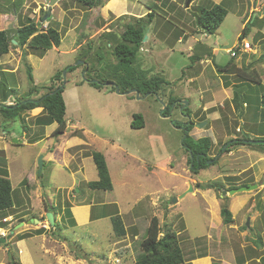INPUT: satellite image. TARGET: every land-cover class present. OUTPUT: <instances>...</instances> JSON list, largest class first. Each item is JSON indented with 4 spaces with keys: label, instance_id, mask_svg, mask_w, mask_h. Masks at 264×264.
<instances>
[{
    "label": "rangeland",
    "instance_id": "obj_1",
    "mask_svg": "<svg viewBox=\"0 0 264 264\" xmlns=\"http://www.w3.org/2000/svg\"><path fill=\"white\" fill-rule=\"evenodd\" d=\"M185 1L107 0L102 8L89 10L72 0H58L52 7L50 17L42 23L41 19L46 12L44 0H0V31H9L14 35L21 23L30 18L41 24L38 26L39 30H45L49 26L58 30L61 35L60 46L41 55L33 54L27 49L10 47L8 54L0 57V87L5 85L2 88L7 93L13 90L5 104L12 105L8 103H14L13 100L17 98L29 100L26 94L30 84L22 59L23 54H26L38 91L30 97L38 98L46 93L47 87L59 85L62 81V97L66 107V128L63 133H56V124L46 127L34 124L42 112L40 108L25 111L15 121H6L0 113V141L6 142L4 157H0V175H7L8 169L13 187L11 214H16L15 218L23 215V220L26 215L37 217L44 211V204L49 211L54 207L56 215L62 217L59 221L56 220L62 227V231L58 233L65 237L74 250L77 249V253L84 252L87 256L95 253L96 255L91 256L98 260L99 255L103 254L102 249L106 250L108 246L110 235L115 237L111 218L92 220L73 231L69 229L71 218L64 210L71 213L69 201L74 197L79 202L91 203L92 206L103 202L110 205L92 207V217L110 216L116 209L123 214L131 212L136 215V257L141 254L140 244L146 237L147 223L153 216L159 219L162 230L163 225H166L172 232L180 233L178 240L182 245V254L187 256L192 246L190 240L201 243L204 242L205 238L202 237L207 231L217 235L219 230L223 234L228 229V226L217 227V220L222 222L220 213L213 215L215 209L203 205L202 198L193 191L197 184L206 185L218 180L226 183V178L229 177L232 182H227L226 185L238 188L242 184V187L257 186L256 181L258 186L248 193L254 194L252 198L255 201L261 200L264 206V187H261L264 186V161H257L264 156V145L228 147L226 144L230 140L244 137L256 139V142L264 141V117H259V111L256 112L257 96L264 88V34L258 30L263 21L259 19L260 12L256 11L262 10L264 0H193L188 8H185ZM254 3L256 5L252 8ZM220 4L227 11L223 22L214 33L203 32L197 25L194 14L198 16L202 9L208 10L213 5ZM148 12L153 13V20L146 29L147 39L144 41V35L141 50L137 52L131 69L135 75L139 73L137 76L144 73L140 76L141 82H162L153 95L139 92L136 86L124 90L127 83L118 79L124 70L129 73L130 70L124 68V65L117 66L118 60L112 53L115 43L111 48L107 45V35L101 37L103 33L111 32L119 38L125 30V24L133 21V16H142ZM245 20L246 23L249 22L250 31L243 40L250 44L251 51L243 53L238 52L237 48L242 43L239 36ZM227 50L235 51V58H231ZM247 53L249 56L245 61L244 54ZM192 54H197L201 60L188 69ZM255 60L253 65L260 74L261 85H244V97L240 98V102L245 100L246 105L242 108L244 114L240 119L235 110L241 112L239 102L236 103L238 100L233 104L227 101V97L238 96L239 89L229 86L235 75L224 72L222 78L215 70L228 62L241 66L243 61L247 63ZM69 66L75 67L74 70L67 72L66 68ZM91 69L95 72L91 73ZM116 70L118 72L114 76ZM56 76L59 79L52 82L51 78ZM187 76L199 79L196 83L188 84L185 82ZM101 80H107L105 85L113 84L114 89L109 85L97 89L87 82ZM224 81L229 87L226 88ZM130 90H136L137 94H127ZM170 93L180 100L181 105L179 103L180 106L174 108L173 104L166 112L164 108ZM198 99L199 104H196ZM208 100L211 107L203 111L204 102ZM188 113L191 115L189 120L184 117ZM134 115L142 117V128L130 126ZM188 121L194 123L189 135L194 139L209 137L212 143L209 157L218 158L216 164L208 165L196 174L192 172L191 165H188L190 155L182 145L184 132L181 128ZM199 123L204 125L198 128ZM66 138L70 139V145L65 146ZM34 141L36 144L32 143ZM63 148L73 157L68 165L60 155ZM219 149L229 151L221 154L218 153ZM50 151H53L52 155ZM79 152V156L88 158H75ZM93 152H99L105 158L111 191L91 190L85 185L84 181H92L96 174L91 158ZM39 157H42V170L38 175ZM70 183H74L73 190L67 191ZM189 185L192 187L191 192L188 191ZM216 197L219 199L217 193ZM224 197L226 203L219 199L220 208H228V195ZM174 199L177 200L176 203L173 202ZM245 211L246 208L235 217L239 229L232 235L235 237L232 242L234 251L240 244H247L248 247L255 245L258 248L262 240L259 239V234L262 226L264 230V210H253L250 213ZM255 216L257 217L254 218ZM40 219L46 226V229H40L53 232L44 215ZM72 219L78 221L75 215ZM31 225L25 222L15 231H22L25 227L31 228L32 232L37 231ZM35 225L39 227V223ZM0 226L4 227V224ZM249 226L254 228L250 230ZM13 231L8 233L9 237L13 236ZM244 231L247 232L246 235L241 234ZM94 233L98 241L91 236ZM24 238L35 264H55L56 257L53 254H61L70 247L67 244L65 246L62 240L58 244L47 245L52 240L47 239L44 245L52 247V254L42 257L34 246L30 247L32 241L28 236ZM72 242H78L76 245L81 248L74 247ZM220 245L226 250L225 244ZM4 246L0 244V262L10 264L11 256L18 260L17 250L8 243L5 248L10 246V252L4 254L1 251ZM206 247L203 244L196 251L201 252ZM242 259L241 251L236 260L240 262Z\"/></svg>",
    "mask_w": 264,
    "mask_h": 264
},
{
    "label": "trees",
    "instance_id": "obj_2",
    "mask_svg": "<svg viewBox=\"0 0 264 264\" xmlns=\"http://www.w3.org/2000/svg\"><path fill=\"white\" fill-rule=\"evenodd\" d=\"M74 2H77V4H80L82 7L91 9L96 8H102L107 0H72ZM16 9V8H15ZM16 11V10H15ZM45 14V13H44ZM227 15L226 9L220 4V5H213L210 9L205 10L202 9L201 13L198 15L199 19V28L204 29L202 30L205 33L212 34L215 32V30L221 25L224 18ZM122 17V16H121ZM120 18V17H119ZM118 18V19H119ZM153 20V13L148 12L142 17L135 18L133 17V21L131 23L125 24V30L124 32L119 36V38L116 37V34L114 33H103V35H107L108 38L107 45H109L112 48L113 43L114 46L112 48L113 55L117 58V66L124 65V68H129L130 73L127 72L128 70H124L123 74H121V79L127 83L124 87V90L127 91L133 87L136 86V89L139 92H149L152 93V95L158 90L159 85L162 84V82L159 80L158 82H155L154 80H142L140 79V76L144 73H141V75L137 76L134 74V70L131 69V64H133V60L141 48L142 39L144 35L146 34V29L148 26L152 23ZM249 22L245 23L242 28V33L239 36L241 41L246 37L247 33L250 31V28L248 27ZM39 23H35L30 18L26 19L25 23H21V25L15 30V34L11 35L9 31H0V57L3 55L8 54L10 47L11 48H18V49H27L30 50L33 54H42L54 47H59L61 43V35L58 30L47 26L45 30H39L38 28ZM13 40L16 42V44H13ZM26 50V51H27ZM25 51V52H26ZM246 57H248V54H244ZM26 54H23V61L25 66V73L28 83L30 84V89L27 92L26 96L29 97V100L19 99L17 98L14 100V103L12 105H6L5 102L11 97V92L13 90H9L10 93H7L5 89L2 87H5V85H2L0 87V113L2 114V117L7 121H15L18 116L21 118V115L25 111H31L35 108H41L42 112L40 115H38L34 122V124L37 125H43V126H50L52 124H56V133H63L66 128V120H65V103L62 97V92L64 91V87L60 88L62 81L59 83V85H50L46 93L42 94L38 98H31L33 94L36 95L38 93L37 86L34 84V79L32 75V68L26 61ZM234 58V57H233ZM201 60L200 56L197 54H192L190 57V64L187 66V68H191L193 65L198 63ZM260 61V60H259ZM256 62H250L249 64L245 65L243 64L241 68H236L234 64H231V62H228L225 66L217 67L219 71H227V73H232L233 76L235 75V85L234 87L238 88V96L234 95V101L238 100L236 103L239 102V109L241 112L237 111L238 116L240 119H242V114H244V111L242 108L246 105L245 100H241L240 98L244 97V85L247 83H254L261 85V79L259 72L254 68V63ZM75 67L69 66L66 68V71L70 72L73 71ZM118 69V68H117ZM122 69V68H121ZM91 73L95 72L93 69L89 70ZM230 71V72H229ZM118 70H116L113 74L116 76V73ZM6 74L5 72H3ZM1 73V74H3ZM58 76L52 77L51 81H57ZM125 78V79H122ZM1 81V80H0ZM91 86L102 89L105 84L107 83V80H101L100 82L96 81H87ZM1 85V84H0ZM114 89L113 87H111ZM235 92V91H234ZM238 97V98H236ZM26 99V98H25ZM257 103L258 107L256 109V112L259 111V117H264V88L260 95L257 96ZM181 102L177 98L173 97L172 94H169V99L167 104L165 105L164 111L168 112L171 106L174 104V108L176 106H180ZM237 107V106H236ZM261 111V112H260ZM164 113L162 112V115ZM185 118L190 119L191 115L190 113L184 115ZM23 122V121H22ZM175 124V123H174ZM173 124V125H174ZM130 126L132 128H142L143 127V121L142 117L140 115H134L133 121L131 122ZM194 127V123L191 121L186 122L184 126L181 128L184 132V138L182 141V145L185 148V151L190 157H188V165H191V170L193 173H197L199 170H202L206 168L208 165L216 164L217 159L215 157H209V152L211 150V140L208 137H203L199 139H194L191 135H189L190 131ZM264 136V135H263ZM256 140V139H253ZM250 141L249 138H241L238 140H230L226 144H228V147L235 146V145H243V146H253V145H260L256 142L250 143L247 142ZM34 143V142H32ZM228 149H219L218 153H224L228 152ZM217 153V154H218ZM0 157H4V152L0 150ZM92 161L94 163L96 172H97V179L95 181H91L87 183V187L91 190H97V191H111V180L109 176V172L106 166L105 158L104 156L99 152H93L91 154ZM1 159V158H0ZM1 162V160H0ZM208 162V163H207ZM7 175H0V212L9 210L13 206L12 202V189L10 181L6 177ZM227 182H232V179L227 177ZM226 183H223L222 181H214L209 182L206 185L197 184L196 188L200 190H213L218 194L219 199H221L223 202H225L226 197H221V191L222 190H231L235 189L234 186H228L226 187ZM25 183V182H24ZM229 184V183H228ZM244 185L237 186L242 187ZM226 203V202H225ZM45 209L46 206H44ZM50 212H52L53 215L56 213L54 212V207L50 209ZM64 212L68 213V216L71 218L69 220V224H71L70 227L75 226V222L72 219V215L70 211L64 210ZM220 216L222 218V222L225 225H229L232 223V215L228 208L225 206H222L220 208ZM54 225L52 226V229L55 233L61 232L62 227L59 224L56 219H54ZM111 226L112 231L115 235V237H123L125 235V229L123 226V223L121 221V218L117 215L113 216L111 218ZM160 226L159 219L155 216H153L150 219L149 225L146 230V237L144 240H142L140 244V252L136 257L135 264H182L184 262L182 249L180 247V241L178 240L177 234L172 232L171 229H168L166 225ZM43 229L37 230L34 233H41ZM60 234V233H58ZM24 236H30L29 233L18 235V239H23ZM10 264H15L14 260L12 259L10 261Z\"/></svg>",
    "mask_w": 264,
    "mask_h": 264
},
{
    "label": "crops",
    "instance_id": "obj_3",
    "mask_svg": "<svg viewBox=\"0 0 264 264\" xmlns=\"http://www.w3.org/2000/svg\"><path fill=\"white\" fill-rule=\"evenodd\" d=\"M255 5L256 4L254 3L252 8H254ZM252 8H251V11H252ZM261 8H262V10L256 11V12H260L259 19H261L263 21L262 27L259 28L258 30L262 34H264V7H261ZM144 15H145V13L142 14V16H144ZM142 16L139 15L137 17H135V16H133V17L139 18ZM245 23H246V20L243 21L242 28H243ZM189 51H190V49H189ZM249 51H251V49ZM246 60H248V57L245 58V61ZM245 61H243L242 65L246 63ZM249 63L250 62L247 61V63L245 65H247ZM242 65L241 66H238V65L235 66L234 65V66L236 68H241ZM262 68L264 69V65ZM228 70H229V68L225 72H228ZM212 71L214 72V70H212ZM216 71L220 77H222V78L224 77L222 75V73H224V71H219L218 68L215 70V72ZM227 74L232 75L230 73H227ZM187 77H188L187 81H185V82H187L188 84H191L193 82L196 83V81L199 79V77H193V76H187ZM224 84L226 85L225 81H224ZM235 84H236L235 80L233 79L231 82V85H229V86L231 87V86H234ZM229 86L226 85V88ZM227 98H228L227 101H229V104L234 103V98H232V97L231 98L227 97ZM13 102H14V100H13ZM202 102H203V100H202ZM209 102H210V100L204 102V105H203L204 107L202 108L203 111L207 110L211 107V106H209ZM205 103H208V104H205ZM8 104H13V103L9 102ZM196 104H199V99L196 100ZM37 109H35L34 111H36ZM56 127H57V125H56ZM0 139H2V138H0ZM3 139H6V138H3ZM35 142L36 141H34L33 144H36ZM64 143H65V146L70 145V139L66 138V140H64ZM0 147L2 148V149L0 148V150L5 152L6 142L3 140L0 141ZM49 153L52 155L53 151H50ZM79 154H81V153L80 152L77 153L75 158H77V156H79ZM60 155L63 156L62 161L65 162L67 165L73 159L72 156H69L68 150H66L65 148H63ZM79 157L81 160L88 158L84 155L79 156ZM48 158H50V157H48ZM257 161H264V156L258 158ZM81 172H83V169H81ZM6 177L9 180L10 175H9L8 169H7V176ZM96 179H97V172L95 174V178L92 179V181H95ZM84 182H85V185L87 186V183L91 182V180L90 181L85 180ZM10 184H11V182H10ZM255 184H257V186H258V183L256 181H255ZM73 186H74V183H70L69 187L67 188V191H72ZM226 187H228V185H226ZM261 187L263 189L264 186H261ZM11 189L13 190L12 185H11ZM193 191L197 192L198 195L200 196V198H202V203L204 206L212 207V209L214 208L216 210V212H215V210L212 212L213 215L220 213V200L217 199L215 191H213V190H200L197 188L193 189ZM260 192L261 191H258V193H260ZM253 195L254 194H250L247 192V193H239L237 196L236 195L232 196V197L228 196V209H229L230 213L232 214V220L233 221L231 224L225 225L222 222L220 223L219 220H217L218 221L217 227L221 228L224 226H228V229H232V230H228V229L226 231L224 230L223 234L219 230L217 235H212L214 232L209 233L210 231L209 232L207 231L206 235L204 237H202V238H205V240H204V242H201V243H196V242H194V240H190V241H192V244H191L192 246L190 248L189 253L187 252V256H183L184 262L182 264H213V261H216V264H264V242H263L264 230H262L263 226H262L260 234H259L260 235L259 239H262L259 242L260 247L257 248L255 245H251V244H250L251 247H248L247 244H240L237 250H235V251L232 250V246H233L232 242H233V239H235V237L232 235H233L234 231L237 232L239 229V227L235 223L236 215L240 211H242L244 208H246L245 213H248V211H249V213L253 212V210L254 211H260V212H262L264 210V206H263V203L261 202V200L255 201V199L252 198ZM73 200L70 199V201H69L70 205L69 206L71 207L72 217H74V215H75V218L78 220L77 222L74 221L75 222L74 227L69 228L73 231H76L75 228H79L82 225H87V224L91 223L92 220L97 221V220H101L102 218H112L115 215H117L121 218V221H122L124 229H125V235L121 238L120 237L119 238L113 237L110 235V239L108 241V246H107L106 250H104V249H102L103 251L101 250L103 252V254H101V256L99 255L98 260H94V258L92 257L93 255H96L95 253H91L92 256L91 255L87 256L84 252L77 253V251H76L77 249L74 250L71 247L70 243L65 239V237L63 235H61V233L58 234V233H55L54 231L48 232L47 230H43L39 234V233L32 232L30 230L31 228L29 229L28 227H25V226H24L25 228L22 229V231H15L16 226H18V224L20 222H24V223L27 222V224H29V223L32 224L33 230H38V229L40 230L41 227L46 229V226L43 225L45 223H43L40 218H42V216L44 215V217L46 219V213L50 212L47 209H44L43 212L41 211V213L36 215L37 217H34V216L30 217L29 215H26L25 216L26 221L23 220L24 215L15 218L16 214L15 215L11 214V211L13 210V206L9 210L0 212V225L4 224V227L0 226V233H6V237H3L5 239V243H4L5 246H4L3 250L1 249V251L4 252V254H5V252H10V246H8V248H5L6 244L9 243V245H11L15 250H17L18 255H19L18 260L13 258L14 256H11V258L14 260L15 264L16 263L17 264H35L33 261L32 255H31L30 248L28 247L27 243L24 241L25 238L24 239H18L17 238L18 235L29 233L30 236H28V238H29V240L32 241V244L30 245V247L34 246L35 251L40 252L42 257L45 255L52 254V247H48V246L44 245V244H46L47 239H52V240L48 241L47 245L58 244V241L62 240L61 242L62 243L64 242L65 246H66V244H67V247L70 246L68 248V251L64 250V252H62L61 254H57V255L53 254L56 257V263L55 264H89L90 262H93L92 264H135L136 252L138 251V249L135 245V242L138 241L137 240L138 237H137L136 230L134 228L135 227L134 223L136 222V218H135L136 215L132 214L131 212H126L125 214H123V213H120V211H118L116 209V211H114L113 215L109 216L107 214L101 218H97L96 215L94 217H92V210H93L92 207H94V208L105 207V206L110 205V204H104L103 202H100L98 204H95V206H92L91 203L86 204V203L79 202V200H77V198H75V197L73 198ZM248 204H249V206H248ZM44 206H45V204H44ZM218 210H219V212H218ZM55 215L52 214L53 219H56L59 221V219L62 218L58 214L56 216ZM57 216H58V218H57ZM256 217L257 216H255L254 218H256ZM12 218H14V219L12 220ZM4 219H6L5 222H3ZM217 221L214 223H217ZM149 222H150V220L147 223V227L149 225ZM36 223H39V227H38V225L37 226L35 225ZM262 223L263 222L261 221V224ZM14 224H16V226L13 227ZM251 228H252V226L248 227V229H250V230H251ZM12 231L15 233H13L12 237H9L8 233H10ZM178 234H180V233H177V237H178ZM241 234L246 235L247 232L244 231ZM91 236L93 237L94 240L98 241L97 235L95 233ZM1 238L2 237L0 236V239ZM77 243L78 242H72L73 246L74 247L76 246L78 248V247H80V245H76ZM222 243L225 244L224 246H225L226 250L222 249V245H220ZM203 244L207 245L206 249L201 251V252H197L196 248L201 247V245H203ZM180 247L182 249L181 243H180ZM139 251H140V249H139ZM241 251L243 254V259L240 262H238L236 260L237 254L241 253ZM0 264H4V262L2 261V262H0Z\"/></svg>",
    "mask_w": 264,
    "mask_h": 264
},
{
    "label": "water",
    "instance_id": "obj_4",
    "mask_svg": "<svg viewBox=\"0 0 264 264\" xmlns=\"http://www.w3.org/2000/svg\"><path fill=\"white\" fill-rule=\"evenodd\" d=\"M58 0H44V2H45V4H46V12H45V14H44V16H43V18L41 19V22L42 23H44V22H46V20L50 17V14H51V9H52V7H54V5L56 4V2H57ZM193 0H186L185 1V8H188L189 6H190V4H191V2H192ZM194 17H195V20H196V22H197V25L199 26V19H198V16L196 15V14H194ZM201 30H204V29H201ZM147 39V36L145 35V37H144V41ZM13 44H16V42L13 40ZM111 86V87H115L113 84H107V85H105V86ZM60 88H63V84H61V86H60ZM117 89V88H116ZM118 92V91H117ZM129 93H135V94H137V91L136 90H130L129 92H127V94H129ZM186 103V102H185ZM205 123V122H204ZM204 123L202 124V123H199L198 124V128H201L203 125H204ZM247 142H250V143H253V142H256V141H254V140H250V141H247ZM256 143H258V144H263L264 145V141H259V142H256ZM208 163V162H207ZM38 175L40 174V172H41V170H42V157H39V159H38ZM256 185H253V186H250V187H239V188H235V189H231V190H228V191H226V190H222L221 191V194H220V196L221 197H224V196H226V195H228V196H232L233 194H236V193H240V192H248V191H253V190H255L256 189ZM188 191H192V187L189 185V190ZM173 202L174 203H176L177 202V200L176 199H174L173 200ZM46 220H47V222H48V224L50 225V226H53L54 225V219H53V216H52V213L51 212H47L46 213ZM38 222V221H37ZM24 225V223L23 222H20L19 224H18V226H16V228H15V230L17 229V228H19V227H21V226H23ZM247 225H248V223H247ZM5 243V239L2 237L1 239H0V244H4Z\"/></svg>",
    "mask_w": 264,
    "mask_h": 264
},
{
    "label": "built area",
    "instance_id": "obj_5",
    "mask_svg": "<svg viewBox=\"0 0 264 264\" xmlns=\"http://www.w3.org/2000/svg\"><path fill=\"white\" fill-rule=\"evenodd\" d=\"M251 49V46L248 42L242 40V43L241 45L237 48V51L238 52H243V53H246L248 52L249 50ZM227 53L229 54V56L231 58L235 57L236 56V52L233 51V50H228ZM6 219L3 220V222H5ZM0 236L1 237H5L6 236V233H0Z\"/></svg>",
    "mask_w": 264,
    "mask_h": 264
},
{
    "label": "flooded vegetation",
    "instance_id": "obj_6",
    "mask_svg": "<svg viewBox=\"0 0 264 264\" xmlns=\"http://www.w3.org/2000/svg\"><path fill=\"white\" fill-rule=\"evenodd\" d=\"M111 33V32H110ZM142 47V46H141ZM140 50H141V48H140Z\"/></svg>",
    "mask_w": 264,
    "mask_h": 264
},
{
    "label": "clouds",
    "instance_id": "obj_7",
    "mask_svg": "<svg viewBox=\"0 0 264 264\" xmlns=\"http://www.w3.org/2000/svg\"><path fill=\"white\" fill-rule=\"evenodd\" d=\"M40 24V23H39ZM41 25V24H40Z\"/></svg>",
    "mask_w": 264,
    "mask_h": 264
}]
</instances>
